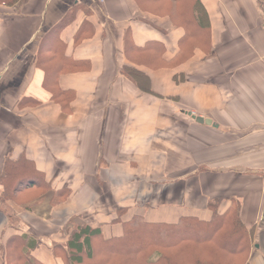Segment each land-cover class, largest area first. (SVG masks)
Returning a JSON list of instances; mask_svg holds the SVG:
<instances>
[{
	"label": "crops",
	"instance_id": "0c3cea01",
	"mask_svg": "<svg viewBox=\"0 0 264 264\" xmlns=\"http://www.w3.org/2000/svg\"><path fill=\"white\" fill-rule=\"evenodd\" d=\"M201 3L205 47L195 36L190 60L159 70L130 61L126 44L152 46L147 54L159 51L165 62L181 51L185 31L138 0L0 7V176L7 161H27L50 186L72 191L48 209L51 219L15 209L20 228L43 241L35 255L44 264L60 261L50 248L72 217L111 215L135 188L177 180L188 182L184 202L197 214L239 201L254 229L249 264H264V0ZM127 67L146 72L152 94L122 75ZM175 200L151 217L174 221Z\"/></svg>",
	"mask_w": 264,
	"mask_h": 264
},
{
	"label": "trees",
	"instance_id": "16d2710c",
	"mask_svg": "<svg viewBox=\"0 0 264 264\" xmlns=\"http://www.w3.org/2000/svg\"><path fill=\"white\" fill-rule=\"evenodd\" d=\"M26 2L0 0L8 8L21 7ZM138 4L145 12L168 16L185 34L180 41L181 51L165 62L159 60V51L147 54L152 46L132 48L128 43L126 56L130 61L159 70L190 60V41L195 36L199 39L197 47H205L201 35L205 33L208 14L201 0H138ZM132 68L124 69L122 75L143 92L152 94L146 72ZM63 95L56 88L52 96L61 103ZM187 183L177 180L143 185L135 188L129 205L117 208L111 215L101 217L93 211L72 217L61 231L62 240L51 245L52 256L63 264H249L254 251V229L243 223L239 201L233 199L225 206L209 203L204 214H197L184 202ZM0 188V210L6 215L0 236V264H44L35 255L43 241L20 228L18 214L10 208L34 213L32 205L47 201L53 209L66 203L72 191L50 186L44 175L27 161H7ZM167 190L172 197L161 199L162 191ZM174 198L181 201L174 221L162 222L151 217L163 204L171 207ZM39 217L43 218L42 214Z\"/></svg>",
	"mask_w": 264,
	"mask_h": 264
},
{
	"label": "rangeland",
	"instance_id": "374dc122",
	"mask_svg": "<svg viewBox=\"0 0 264 264\" xmlns=\"http://www.w3.org/2000/svg\"><path fill=\"white\" fill-rule=\"evenodd\" d=\"M0 7L2 8V7H8L5 3H1L0 4ZM20 7H19V5H15V6H13V7H11V9H13V10H15V11H18V9H19ZM125 189H128V188H125ZM129 190V189H128ZM131 190V189H130ZM127 194H129L128 192H127ZM28 199V198H27ZM44 203V202H43ZM39 204V203H38ZM38 204L37 203H35V205H32V210L33 211H38V212H40V214H42V217L43 218H45V219H51V214H49V205H45V206H43V207H39L38 206ZM12 207V206H11ZM39 207V208H38ZM11 209H12V211L14 210L15 211V207L14 208H10V211H11ZM38 209V210H37ZM16 212V211H15ZM14 212V213H15ZM11 213V212H10ZM3 214V213H2ZM45 215V216H44ZM4 217H5V215H4ZM75 224H77V223H75ZM257 249H259V246L258 247H256ZM60 260V259H59ZM58 264H63V262L60 260V261H58L57 262Z\"/></svg>",
	"mask_w": 264,
	"mask_h": 264
},
{
	"label": "water",
	"instance_id": "95a60500",
	"mask_svg": "<svg viewBox=\"0 0 264 264\" xmlns=\"http://www.w3.org/2000/svg\"><path fill=\"white\" fill-rule=\"evenodd\" d=\"M190 116H192V118L199 124H202V125L205 124V125L213 126V127L217 128V126L214 125L211 120L203 119L201 117H195L192 114H190Z\"/></svg>",
	"mask_w": 264,
	"mask_h": 264
}]
</instances>
